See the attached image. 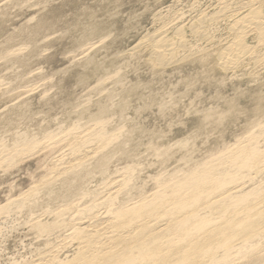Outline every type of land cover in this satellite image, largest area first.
Returning <instances> with one entry per match:
<instances>
[{
    "label": "rangeland",
    "instance_id": "obj_1",
    "mask_svg": "<svg viewBox=\"0 0 264 264\" xmlns=\"http://www.w3.org/2000/svg\"><path fill=\"white\" fill-rule=\"evenodd\" d=\"M220 2L0 0V264L71 259L74 230L100 228L110 199L130 207L248 139L264 163V32L234 68L220 60L259 5ZM260 168L241 192L264 194ZM236 243L227 264H264V228Z\"/></svg>",
    "mask_w": 264,
    "mask_h": 264
},
{
    "label": "bare ground",
    "instance_id": "obj_2",
    "mask_svg": "<svg viewBox=\"0 0 264 264\" xmlns=\"http://www.w3.org/2000/svg\"><path fill=\"white\" fill-rule=\"evenodd\" d=\"M239 1L245 5L259 6L253 10L249 8L248 13L234 21L232 30L235 40L223 55L220 54L221 66L224 68L235 67L240 58L248 54L243 41L247 34H255L261 39L264 32V16L259 10L264 6V0ZM224 3L223 0L221 4ZM227 8L224 11L228 12ZM222 12H216L219 15L214 12V16L219 17ZM203 18L202 22L200 19L198 21L201 22L200 26L205 21ZM197 26L192 25L194 30ZM155 43L157 56L173 53L174 48L168 40L157 37ZM73 139L71 150L82 152L88 138ZM227 153L223 158L217 157L183 177L159 186L151 197L143 198L130 207L121 205L114 208L115 204L111 205L109 196L110 207L106 206L108 209L100 228L93 229L90 226L92 230H89V226H85L87 228L78 227L74 230L72 238L79 243L71 259L59 261L56 255L48 253L29 264H227L236 254L237 241L245 244L264 228V210L257 211L258 207L264 205V194L243 193L239 188L242 185H236L244 177V169L248 173L261 169L264 163L260 152L248 139L246 145ZM82 154L81 157L85 159L89 151H83ZM80 161L82 163L83 160ZM74 168L71 165L62 171H73ZM120 185L123 186V182ZM91 213L92 217L88 219H93L91 225L96 226L95 220L99 218L95 216L97 214ZM241 224L243 228H240Z\"/></svg>",
    "mask_w": 264,
    "mask_h": 264
}]
</instances>
